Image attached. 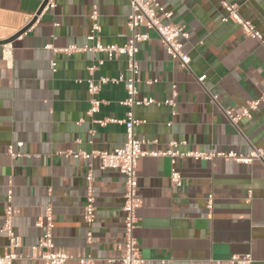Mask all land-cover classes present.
<instances>
[{
	"label": "crops",
	"instance_id": "0c3cea01",
	"mask_svg": "<svg viewBox=\"0 0 264 264\" xmlns=\"http://www.w3.org/2000/svg\"><path fill=\"white\" fill-rule=\"evenodd\" d=\"M43 1L0 0V42L27 27ZM156 1L171 13L163 23L182 26L188 34L184 49L190 61L182 67L166 55L154 32L138 29L149 39L138 46L135 98L152 100L133 109L139 122L135 137L146 142L142 149L162 153L175 143L180 153L241 156L259 149L264 159V0H225L237 6L262 42L222 21L227 13L221 0ZM93 6L100 43L125 44L128 0H49L24 33L3 44L6 54L0 45V227L11 188L12 226L22 255L37 243L41 231L35 224L50 204L53 243L70 256L66 264L81 259L121 264L123 176L101 170L97 159L74 157L111 152L126 141L123 83L103 85L95 96L98 112L88 115L87 81L127 76L123 56L82 51L93 45L87 39ZM69 47L77 51H55ZM169 99L173 106L164 104ZM253 101L258 104L248 117L235 125L227 120L225 111L238 114ZM172 169L180 175L178 186L170 181ZM136 172L141 206L133 234L142 264H229L243 255L264 264L263 161L147 155L137 161ZM89 174L95 199L90 227L82 219ZM6 246L0 232V255Z\"/></svg>",
	"mask_w": 264,
	"mask_h": 264
},
{
	"label": "built area",
	"instance_id": "2783aa9c",
	"mask_svg": "<svg viewBox=\"0 0 264 264\" xmlns=\"http://www.w3.org/2000/svg\"><path fill=\"white\" fill-rule=\"evenodd\" d=\"M130 6V13L127 16L126 27L129 32V37L125 44L122 46L117 45H102L99 41L98 33L100 27L97 23V7L93 6V10L89 16L91 21L90 34L87 36L88 41L93 45L85 47L82 51H88L91 53H105L107 57H119L123 56L126 61V73L127 76L120 75L116 79L109 80L102 77L96 81H87V91L90 95V108L88 115L98 112L101 102L96 99V94L100 88L108 82L123 83L125 90V99L121 102V105L128 108L125 114V120L121 123L125 126V143L114 149L111 152L94 151L91 153L80 152L75 154L74 157H80L84 160L97 159L100 163V169H112L116 170L123 176V203L121 211L123 213V252L119 257L121 264H142L143 260L140 254V249L133 231L137 225L136 212L141 206V199L138 197L137 189V161L147 155H162L168 156L171 160L175 158L190 157L193 159H205L210 160L213 157H222L226 159H233L238 163L249 164L252 160H261L264 163L263 153L259 149H254L246 156L237 155L233 152L227 154H206L202 152L190 151L186 153H180L175 151L176 144L170 143L167 146V150L162 153H147L142 147L146 144L144 140H139L135 137V126L139 123L134 118L133 109L140 105H149L152 100L144 98L136 100V84L139 82L138 78V63L136 55L139 52V45L146 42L149 39L147 33H139L138 29L145 28L147 31L154 32L161 44L164 47L166 55L172 59L177 60L184 68L188 67L189 56L184 49V41L187 40L188 34L182 26L173 24L171 22L164 24L163 20H170L171 13L166 12L162 6L156 0H128ZM221 6L227 13V16L222 21H232L237 24L242 33L245 35L262 42L261 35L254 29V27L248 22L243 20L237 10V6L230 4L225 0H221ZM183 40V41H181ZM2 46L4 54L8 52ZM60 51L65 54H70L77 51L74 47L65 48ZM53 66V64H51ZM94 67H91L89 71H92ZM197 82L202 84L204 77L200 76L196 78ZM173 95L175 92L173 91ZM164 104L173 106L171 99L164 102ZM258 102L253 101L248 104L246 108H243L238 114H232L225 111L224 114L227 120L235 125L241 118L248 117L250 111L255 110ZM99 125H104V121H97ZM21 145V144H17ZM87 187L85 195V205L83 207L82 219L87 226H91L94 221L95 211V199L93 195V188L91 184V175L86 178ZM170 181L173 185L178 186L180 184V175L175 170H171ZM207 209L211 210L212 201L211 196L207 198ZM52 207L47 204L43 210V216L38 220L35 226L40 229L41 235L36 244L28 248V255L24 256L21 253L22 242L21 238L14 232L12 226V190L9 188L5 196V208H4V222L0 227V232L4 234L7 240L6 251L0 255V264H13L17 260H31L40 261L44 264H66L70 260V256L66 254L62 249L56 248L53 243V220H52ZM86 240L91 241L90 231L86 234ZM89 260L81 259L80 264H87ZM112 262V260H109ZM229 264H252L253 259L250 255L235 256L228 260Z\"/></svg>",
	"mask_w": 264,
	"mask_h": 264
},
{
	"label": "water",
	"instance_id": "95a60500",
	"mask_svg": "<svg viewBox=\"0 0 264 264\" xmlns=\"http://www.w3.org/2000/svg\"><path fill=\"white\" fill-rule=\"evenodd\" d=\"M49 0H44L43 3L41 4L38 12L36 13V16L39 15V13L42 11V9L46 6V4L48 3ZM36 16L31 20L30 24L25 27L23 30H21L20 32H18L15 36H13L12 38L6 40V41H3V42H0V45H3V44H6V43H9L10 41H12L13 39H15L16 37H18L19 35H21L22 33H24L27 28L32 24L34 23L35 19H36Z\"/></svg>",
	"mask_w": 264,
	"mask_h": 264
}]
</instances>
